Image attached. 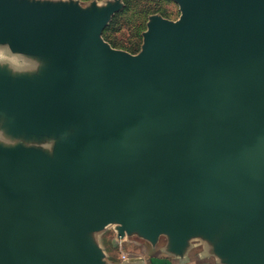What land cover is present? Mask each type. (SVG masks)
<instances>
[{"label": "water", "instance_id": "obj_1", "mask_svg": "<svg viewBox=\"0 0 264 264\" xmlns=\"http://www.w3.org/2000/svg\"><path fill=\"white\" fill-rule=\"evenodd\" d=\"M175 1L133 56L109 7L0 0V43L46 63L0 76V118L45 146L0 147V264H103L110 227L264 264V0Z\"/></svg>", "mask_w": 264, "mask_h": 264}, {"label": "crops", "instance_id": "obj_2", "mask_svg": "<svg viewBox=\"0 0 264 264\" xmlns=\"http://www.w3.org/2000/svg\"><path fill=\"white\" fill-rule=\"evenodd\" d=\"M45 67L46 63L40 57L15 51L8 43H0V76L14 80L35 79ZM20 146L45 148L42 139L29 141L26 135L13 132L0 118V147L15 149ZM91 240L102 251L103 264H228L214 252L209 241L198 235L192 236L181 248L176 247L167 232L151 238L133 230L120 239L114 227L94 234Z\"/></svg>", "mask_w": 264, "mask_h": 264}, {"label": "rangeland", "instance_id": "obj_3", "mask_svg": "<svg viewBox=\"0 0 264 264\" xmlns=\"http://www.w3.org/2000/svg\"><path fill=\"white\" fill-rule=\"evenodd\" d=\"M23 0H18L22 2ZM27 1V0H26ZM32 3L67 6L81 12L100 13L109 7L113 14L109 17L102 38L117 52L136 56L143 51L145 35L154 17L176 22L181 17V9L175 0H28ZM154 11L151 13V11ZM163 12V13H162ZM108 29L107 38L105 31Z\"/></svg>", "mask_w": 264, "mask_h": 264}, {"label": "trees", "instance_id": "obj_4", "mask_svg": "<svg viewBox=\"0 0 264 264\" xmlns=\"http://www.w3.org/2000/svg\"><path fill=\"white\" fill-rule=\"evenodd\" d=\"M154 11L152 10L151 11V13H153ZM163 13V12H162ZM107 33H108V29H106V31H105V33H104V35H105V38L108 40V38H107Z\"/></svg>", "mask_w": 264, "mask_h": 264}, {"label": "built area", "instance_id": "obj_5", "mask_svg": "<svg viewBox=\"0 0 264 264\" xmlns=\"http://www.w3.org/2000/svg\"><path fill=\"white\" fill-rule=\"evenodd\" d=\"M125 257L123 256V259H124Z\"/></svg>", "mask_w": 264, "mask_h": 264}]
</instances>
